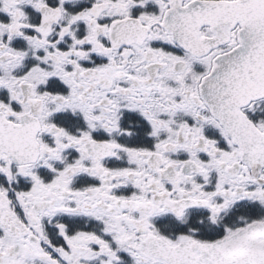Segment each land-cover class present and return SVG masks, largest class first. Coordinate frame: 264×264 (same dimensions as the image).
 <instances>
[{
    "label": "snow or ice",
    "instance_id": "6c2138e0",
    "mask_svg": "<svg viewBox=\"0 0 264 264\" xmlns=\"http://www.w3.org/2000/svg\"><path fill=\"white\" fill-rule=\"evenodd\" d=\"M0 264H264V0H0Z\"/></svg>",
    "mask_w": 264,
    "mask_h": 264
}]
</instances>
